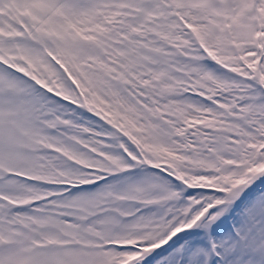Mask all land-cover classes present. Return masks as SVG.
<instances>
[{
	"label": "snow or ice",
	"instance_id": "1",
	"mask_svg": "<svg viewBox=\"0 0 264 264\" xmlns=\"http://www.w3.org/2000/svg\"><path fill=\"white\" fill-rule=\"evenodd\" d=\"M0 264H264V0H0Z\"/></svg>",
	"mask_w": 264,
	"mask_h": 264
}]
</instances>
